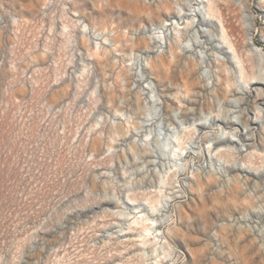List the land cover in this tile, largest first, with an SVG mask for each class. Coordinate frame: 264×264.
I'll return each instance as SVG.
<instances>
[{
	"label": "rangeland",
	"instance_id": "374dc122",
	"mask_svg": "<svg viewBox=\"0 0 264 264\" xmlns=\"http://www.w3.org/2000/svg\"><path fill=\"white\" fill-rule=\"evenodd\" d=\"M0 264H264V0H0Z\"/></svg>",
	"mask_w": 264,
	"mask_h": 264
}]
</instances>
